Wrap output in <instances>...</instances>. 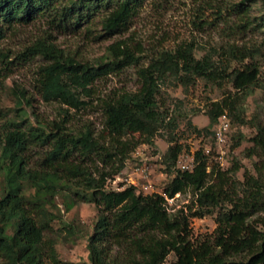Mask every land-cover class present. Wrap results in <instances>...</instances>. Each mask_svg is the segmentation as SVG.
Returning a JSON list of instances; mask_svg holds the SVG:
<instances>
[{"label":"trees","instance_id":"obj_1","mask_svg":"<svg viewBox=\"0 0 264 264\" xmlns=\"http://www.w3.org/2000/svg\"><path fill=\"white\" fill-rule=\"evenodd\" d=\"M144 1L0 0V42L18 25L37 19L65 29L99 13L103 14L104 30L118 31ZM238 6L247 16L249 8ZM259 28L264 29V24ZM194 50L195 46L187 43L161 51L147 66L137 69V91L98 98L109 138L106 141L89 127L76 132L68 130V109H85L95 96L98 79L138 65L140 57L135 51L117 41L108 46L105 58L87 63L43 41L26 49L24 55L47 60L38 70L42 99L56 101L66 109L59 121L42 124L35 118L33 123L25 109L30 106L29 101L19 97L13 116L7 114L1 124L0 264H73L61 262L54 244L45 239L56 217L53 199L60 194L66 210L78 200L94 204L99 211L96 221L84 233L88 262L83 264H165L171 253L175 259L169 264H264V183L248 176L239 194L230 193L226 189L227 175L237 171V165L221 171L199 149L193 155L192 169L180 170L176 165L182 146L171 137L160 161L165 173L172 176L164 187V195L145 194L132 185L118 190L108 188V181L121 173L128 153L138 144L130 140L131 136L138 134L144 138L143 143L151 144L165 123L167 114L157 100L160 80L172 76L187 86L201 77L210 82L227 81L237 90L258 81L256 57L260 48H235L222 54L210 51L200 58ZM228 108L226 100L212 103L206 111L208 126L194 131H210L214 135L211 129ZM253 142L264 153V128L258 130ZM34 147H48L41 169L29 168L26 161V154ZM93 158L107 169L92 170L85 161ZM28 190L32 191L29 195ZM187 190L194 197L188 213L169 212L164 196L173 198ZM213 213L217 224L213 234L193 240L189 218ZM65 228L73 233L72 224ZM109 245L121 248L122 258L111 259ZM240 255L242 259H234Z\"/></svg>","mask_w":264,"mask_h":264},{"label":"rangeland","instance_id":"obj_2","mask_svg":"<svg viewBox=\"0 0 264 264\" xmlns=\"http://www.w3.org/2000/svg\"><path fill=\"white\" fill-rule=\"evenodd\" d=\"M241 4L249 8L247 16L240 12L238 5ZM102 16L99 13L86 22L65 29L54 27L45 19H37L18 25L6 35L0 42V128L7 114L13 116L19 97L29 101L30 106L24 108L33 123L35 118L47 124L64 117L66 106L56 101L45 102L38 90V70L47 60L41 56L24 55L26 49L38 41L54 45L79 62L93 63L105 58L108 46L117 41L124 42L140 57L138 65L98 79L94 84L95 96L85 109H68V130L76 132L89 127L97 135L104 136L106 141L109 138L104 130V116L98 98L137 91L140 87L137 69L147 66L161 51L192 43L195 56L200 58L210 51L222 54L235 48H260L261 53L256 57L260 70L258 81L244 90L235 89L227 81L210 82L201 77H196L194 83L187 86L172 76L160 80L157 100L160 109L167 114L165 123L151 144L143 143L144 138L138 134L131 136L130 140L138 144L128 153L121 173L108 181V188L118 190L134 181L145 194L149 190H143L142 186L149 184L154 193L163 195L172 176L165 173L160 161L171 137L182 146L176 165L180 170H191L193 155L201 149L208 162L218 165L221 171L238 166L237 171L227 175L229 185L226 189L230 193L239 194L248 176L264 183V153L253 142L258 130L264 128V29L259 28L264 24V0H145L126 26L114 32L104 30ZM246 23L251 26L243 27ZM223 100L229 105L225 111L228 130L224 141H217L210 131L197 134L194 128L202 130L208 126L206 111L211 104ZM169 122L170 126L167 125ZM47 150L48 147L30 149L26 154L29 168L41 169ZM85 164L92 170L107 169L97 158L86 160ZM2 182L0 173V190ZM31 192L28 190L27 194ZM193 199L190 190L177 193L172 199L165 198L167 210L188 213ZM53 203L56 217L51 222V230L45 233V239L54 244L61 262L87 263V237L84 233L96 221L98 209L92 203L76 200L72 208L66 210L61 194L54 197ZM215 216L213 213L189 218L193 240L210 238L217 227ZM68 224H72L73 233L65 228ZM109 246L111 259L122 258L121 248ZM242 258L241 255L234 257ZM174 259V255L169 254L165 264Z\"/></svg>","mask_w":264,"mask_h":264},{"label":"built area","instance_id":"obj_3","mask_svg":"<svg viewBox=\"0 0 264 264\" xmlns=\"http://www.w3.org/2000/svg\"><path fill=\"white\" fill-rule=\"evenodd\" d=\"M214 128H215V129H214V135H215L216 140H217V141H224L226 131L228 130V122H227V120H226V113L222 114V115L218 118L217 123H216V125L214 126ZM137 169H138V168H136V171H138ZM186 170H188V169H186ZM130 185H132V186H134V187L137 188V184H136L134 181H132ZM142 189H143V190H146V191L149 190L150 193H154L153 190H152L151 185H149V184H146V185L142 186ZM137 190L140 191L138 188H137ZM141 192H143V191L141 190ZM149 192H148V194H150ZM143 193H144V192H143ZM163 195H164V194H163ZM175 195H176V194H175ZM175 195H174V196H175ZM164 198H167V197L164 196ZM173 198H174V197H173ZM169 199H172V198H169Z\"/></svg>","mask_w":264,"mask_h":264}]
</instances>
